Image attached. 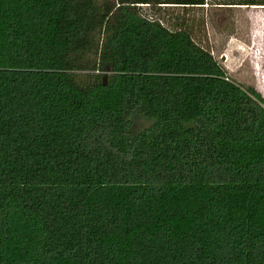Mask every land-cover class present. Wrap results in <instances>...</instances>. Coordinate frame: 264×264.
<instances>
[{
	"label": "trees",
	"instance_id": "1",
	"mask_svg": "<svg viewBox=\"0 0 264 264\" xmlns=\"http://www.w3.org/2000/svg\"><path fill=\"white\" fill-rule=\"evenodd\" d=\"M204 3L0 0V264H264L263 98Z\"/></svg>",
	"mask_w": 264,
	"mask_h": 264
},
{
	"label": "rangeland",
	"instance_id": "2",
	"mask_svg": "<svg viewBox=\"0 0 264 264\" xmlns=\"http://www.w3.org/2000/svg\"><path fill=\"white\" fill-rule=\"evenodd\" d=\"M216 1L205 0L201 8L184 13L203 21L193 37L210 50L232 81L258 91L264 107V5L213 4ZM175 11L180 13V7Z\"/></svg>",
	"mask_w": 264,
	"mask_h": 264
}]
</instances>
